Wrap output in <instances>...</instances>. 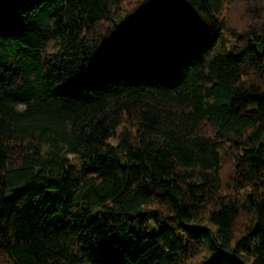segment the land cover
I'll return each mask as SVG.
<instances>
[{"label":"trees","instance_id":"trees-1","mask_svg":"<svg viewBox=\"0 0 264 264\" xmlns=\"http://www.w3.org/2000/svg\"><path fill=\"white\" fill-rule=\"evenodd\" d=\"M0 264H264V0H0Z\"/></svg>","mask_w":264,"mask_h":264}]
</instances>
